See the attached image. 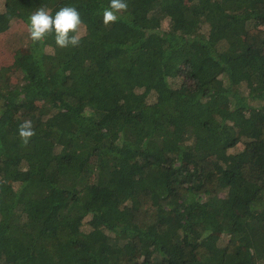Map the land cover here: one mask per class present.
I'll list each match as a JSON object with an SVG mask.
<instances>
[{
  "label": "trees",
  "instance_id": "obj_1",
  "mask_svg": "<svg viewBox=\"0 0 264 264\" xmlns=\"http://www.w3.org/2000/svg\"><path fill=\"white\" fill-rule=\"evenodd\" d=\"M108 4L3 0L82 38L0 66V264H264V0Z\"/></svg>",
  "mask_w": 264,
  "mask_h": 264
},
{
  "label": "clouds",
  "instance_id": "obj_2",
  "mask_svg": "<svg viewBox=\"0 0 264 264\" xmlns=\"http://www.w3.org/2000/svg\"><path fill=\"white\" fill-rule=\"evenodd\" d=\"M128 9L127 0H109V4L102 12V24L109 26L117 22L118 14ZM80 13L74 6H63L53 15L45 6L38 8L28 19V38L35 44L51 35L56 47L64 49L78 47L82 34ZM35 135L30 120H25L18 127V136L22 144L27 145L29 139Z\"/></svg>",
  "mask_w": 264,
  "mask_h": 264
},
{
  "label": "rangeland",
  "instance_id": "obj_3",
  "mask_svg": "<svg viewBox=\"0 0 264 264\" xmlns=\"http://www.w3.org/2000/svg\"><path fill=\"white\" fill-rule=\"evenodd\" d=\"M3 0H0V11H2ZM164 28L166 23H164ZM27 27L19 22L10 26V29L0 35V66H8L14 58L17 50L25 48L24 45L29 41Z\"/></svg>",
  "mask_w": 264,
  "mask_h": 264
}]
</instances>
